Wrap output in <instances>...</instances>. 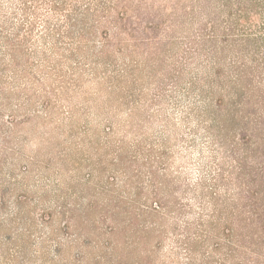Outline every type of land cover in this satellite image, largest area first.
<instances>
[{
    "label": "rangeland",
    "instance_id": "rangeland-1",
    "mask_svg": "<svg viewBox=\"0 0 264 264\" xmlns=\"http://www.w3.org/2000/svg\"><path fill=\"white\" fill-rule=\"evenodd\" d=\"M263 22L264 0H0V264H264Z\"/></svg>",
    "mask_w": 264,
    "mask_h": 264
},
{
    "label": "trees",
    "instance_id": "trees-1",
    "mask_svg": "<svg viewBox=\"0 0 264 264\" xmlns=\"http://www.w3.org/2000/svg\"><path fill=\"white\" fill-rule=\"evenodd\" d=\"M261 26L264 29V22L261 24ZM259 173H261L262 175L258 179ZM259 173H257L254 177V182L255 184H257V186H256V190L253 192L254 198L250 200V203H248V206L250 208V211L252 212V217H256L257 219V224H258L257 230L264 233V168L260 169ZM114 220H116V222L122 221L121 218H115L113 219V222ZM115 233H116V229L112 228L110 231L111 238H113V234ZM106 246L107 247L105 248L106 249L105 253L108 254L110 252L112 259L114 258L122 259L123 256H121V254H119L118 251H117L118 252L117 254L116 249H115L116 245L114 243L109 242Z\"/></svg>",
    "mask_w": 264,
    "mask_h": 264
}]
</instances>
